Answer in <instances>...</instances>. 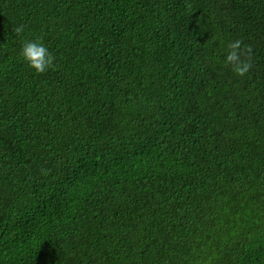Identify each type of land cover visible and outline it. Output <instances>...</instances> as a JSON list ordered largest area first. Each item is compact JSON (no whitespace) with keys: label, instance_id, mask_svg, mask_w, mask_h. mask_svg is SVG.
I'll return each mask as SVG.
<instances>
[{"label":"trees","instance_id":"1","mask_svg":"<svg viewBox=\"0 0 264 264\" xmlns=\"http://www.w3.org/2000/svg\"><path fill=\"white\" fill-rule=\"evenodd\" d=\"M0 264H264V0H0Z\"/></svg>","mask_w":264,"mask_h":264}]
</instances>
